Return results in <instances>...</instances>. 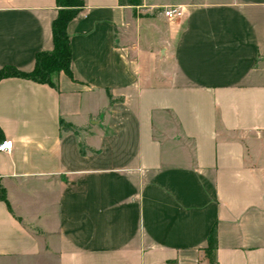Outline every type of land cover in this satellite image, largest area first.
<instances>
[{
  "label": "crops",
  "instance_id": "crops-1",
  "mask_svg": "<svg viewBox=\"0 0 264 264\" xmlns=\"http://www.w3.org/2000/svg\"><path fill=\"white\" fill-rule=\"evenodd\" d=\"M82 2L71 75L0 79V264H207L214 225L218 264H264V0ZM56 15L0 0V68Z\"/></svg>",
  "mask_w": 264,
  "mask_h": 264
},
{
  "label": "trees",
  "instance_id": "trees-1",
  "mask_svg": "<svg viewBox=\"0 0 264 264\" xmlns=\"http://www.w3.org/2000/svg\"><path fill=\"white\" fill-rule=\"evenodd\" d=\"M55 2L57 6V15L51 24L52 48L36 54L34 67L30 71H21L12 66H4L0 68V79L7 77H22L56 87V80L60 72L71 75V46L67 32V24L78 14L83 6V2L82 0H55ZM141 3L142 0H118V4L121 6L135 7ZM107 96L109 104L116 101H122V97H114L110 92H107ZM60 126L64 130L76 132V129L73 126L63 120L61 121ZM1 140L2 139H0V141ZM81 152L84 153L82 148ZM0 200H3L8 204L5 191L1 185ZM217 247V229L214 225L208 235L207 245L202 249L207 264H218Z\"/></svg>",
  "mask_w": 264,
  "mask_h": 264
},
{
  "label": "built area",
  "instance_id": "built-area-1",
  "mask_svg": "<svg viewBox=\"0 0 264 264\" xmlns=\"http://www.w3.org/2000/svg\"><path fill=\"white\" fill-rule=\"evenodd\" d=\"M181 8L179 6H169L163 9L162 13L167 18H174L181 14ZM12 148V140L4 138L0 141V151H10Z\"/></svg>",
  "mask_w": 264,
  "mask_h": 264
},
{
  "label": "rangeland",
  "instance_id": "rangeland-1",
  "mask_svg": "<svg viewBox=\"0 0 264 264\" xmlns=\"http://www.w3.org/2000/svg\"><path fill=\"white\" fill-rule=\"evenodd\" d=\"M84 128H82V130H83Z\"/></svg>",
  "mask_w": 264,
  "mask_h": 264
}]
</instances>
